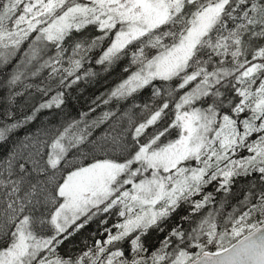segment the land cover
Listing matches in <instances>:
<instances>
[{
	"label": "snow or ice",
	"instance_id": "snow-or-ice-1",
	"mask_svg": "<svg viewBox=\"0 0 264 264\" xmlns=\"http://www.w3.org/2000/svg\"><path fill=\"white\" fill-rule=\"evenodd\" d=\"M89 26L99 35L78 38ZM25 41L28 51L6 80L9 89L23 82L28 66L51 44L55 55L29 75L50 69L49 78L60 75L63 87L82 79L78 73L97 48H103L97 64L130 57L123 68L127 77L105 104L149 86L161 97L155 81L176 82L169 98L184 91L171 109L162 98L144 121L110 126L103 143L89 141L90 129L114 112L90 122L82 113L55 135L26 136L0 157V264H264V0H0V70ZM37 90L48 96L52 88ZM20 95L9 91L0 111V146L42 110L65 104V93L56 91L17 118L12 106ZM170 111L166 126L154 127ZM173 129L176 138L169 139ZM87 144L90 152L81 147ZM241 150L249 155L234 158ZM252 176L258 184L250 183L222 220L213 208L190 231L173 227L149 254L142 238L151 229L164 231L182 203L191 210L181 219L191 222L214 204L208 185L216 182L215 191L227 197L238 179ZM113 209L123 219L104 229L105 240L75 256L58 252L94 217ZM125 240L131 258L120 247Z\"/></svg>",
	"mask_w": 264,
	"mask_h": 264
},
{
	"label": "trees",
	"instance_id": "trees-1",
	"mask_svg": "<svg viewBox=\"0 0 264 264\" xmlns=\"http://www.w3.org/2000/svg\"><path fill=\"white\" fill-rule=\"evenodd\" d=\"M37 33H33L29 38V41L35 37ZM79 37L88 36L89 38L99 35L94 26H89L83 33L76 34ZM29 41L21 46L20 50L13 57L11 63L6 66L3 70H0V111H3L7 106L8 102L6 97L9 94V91L20 92L22 95L16 97V103L12 106V110L16 113L17 118H21L25 115H30L34 107L38 106L39 103L49 99L56 91H63L65 93V104L60 108L53 107L52 109L42 110L37 118L25 125L24 128L15 133L9 141L4 145L0 146V157L6 155L11 149L12 144L17 142V140L37 132L39 134L47 133L49 136L56 134L57 129L62 130L64 126L73 120L81 119L82 113H88L87 120L90 122L92 120H98L102 117L104 112H114L110 120L101 123L98 127L91 128V136L89 141H94L97 137L107 130L108 126L111 124L112 120L119 114H122L125 110L131 108V119L129 122L125 120L122 121L123 127H128L130 122L139 123L146 119V117L141 119V113L143 105H149V110L145 115H149L151 109H154L157 105L161 103V99L170 100V109L175 103V100L183 94L184 90L174 94V98H169L167 96V91L176 86V82H162L155 81L154 87L159 88L161 91V97L153 96V86H149L145 89H142L134 93L131 97L125 100L111 99L109 103L105 104L103 101L109 99L110 92L122 82L128 75L123 71V68L127 66L128 60L130 57H125L119 63L106 66L97 64L96 60L102 54L103 48H97L90 53H88V58L85 61L83 67L79 71V75L82 76V79L76 84L71 85V87H63L58 84L60 75H54L51 79L49 78L50 69H43L37 76H31L29 73L35 69L40 63H43V60L48 59L49 56L55 55L54 47L49 44L47 49L42 53L41 59L39 61H33L31 66H28V71L26 72V78L23 79L22 83L17 84L14 88L9 89L6 85V80L9 78L10 74L15 70L16 66L20 64L21 60H24V52L28 51ZM107 42H105L106 46ZM69 48V51L65 54L64 66L67 67L68 57L71 55V48L69 44L65 45ZM249 59L251 56L249 55ZM86 70H91L95 73L92 76H85L84 73ZM72 78H69V81ZM68 81H66L67 83ZM31 85L26 90V86ZM50 86L52 91L49 92L48 96H44L40 91L37 90L38 87L43 88L45 86ZM191 87V86H190ZM222 91L224 89H221ZM229 96H234V93L228 92ZM99 98V99H98ZM238 99V98H237ZM139 106V107H138ZM197 107H207L206 104L197 103ZM95 109V111H92ZM221 111L230 110L222 109ZM144 115V116H145ZM248 115V113L242 114V118ZM173 118L171 111L169 115L165 117L162 121H159L154 127L166 126L167 122ZM148 132L152 131L150 127ZM176 130H171L169 134V139L176 138ZM128 139L131 140V135L129 134ZM163 139V137L161 138ZM143 142V141H141ZM83 150L86 152L89 151L90 145H82ZM75 151V150H74ZM100 155V153H93ZM114 155L119 156V154L114 153ZM69 157H72V153H69ZM195 166H198L197 164ZM256 182L258 184V177L252 176L248 178H240L233 185L231 194L225 197V194L222 192H216V182H213L211 185H208L205 189L206 192H213L215 195V201L212 206L209 208L203 209L201 213L194 216L191 222L184 221L181 218L185 215H188L190 212V205L187 203H182L180 208L172 214V216L164 222L162 227L164 231H159L158 229H151L147 236L143 237L145 246L149 250V254L155 251L160 247L161 242L168 236V233L171 229L177 225L182 226L185 231H190L191 227L195 226V222L199 218L213 208L218 209L221 213L219 219H223L227 213L232 212L233 208L238 206L239 201L243 199L248 186L250 183ZM258 190V189H257ZM197 196L195 199H199ZM223 203V208L220 207ZM111 216L114 214V209L109 213ZM106 214H98L94 217L84 228L80 229L78 232H75L67 241L64 242L57 250L62 256L68 255H78L82 251L87 250L89 247L95 246L96 241H102L105 237L104 229L112 221V217ZM107 220V224L102 223L101 221ZM80 223V221H77ZM75 228L73 225L69 228V231ZM175 245H173L174 247ZM183 246V245H181ZM120 247L125 251V255L131 258V246L128 240H125ZM211 247V246H210ZM195 251V249H191ZM214 250V249H213ZM171 251V248L169 249Z\"/></svg>",
	"mask_w": 264,
	"mask_h": 264
},
{
	"label": "rangeland",
	"instance_id": "rangeland-1",
	"mask_svg": "<svg viewBox=\"0 0 264 264\" xmlns=\"http://www.w3.org/2000/svg\"><path fill=\"white\" fill-rule=\"evenodd\" d=\"M131 108H129V109H127V110H125L122 114H119V115H117L113 120H112V122H111V124L108 126V128H107V130L106 131H104L102 134H100L98 137H97V139H95L94 141H96V142H98V143H103L104 141H103V137H104V134L105 133H110L111 132V127L110 126H115V127H117L118 129L119 128H123V126H122V121H126V122H129V120L131 119L130 117H131ZM147 112V110H145L144 108L142 109V113H141V119L142 118H144V117H146L147 118V115H145V113ZM145 115V116H144ZM149 116V115H148ZM242 118V117H241ZM35 133H37V132H34L33 134H35ZM39 134V133H38ZM29 135H32V134H29ZM29 135H27V136H29ZM26 137V136H25ZM25 137H23V138H21V139H19V140H17V142H15L14 144H12V146H11V148L10 149H12L15 145H17L20 141H22V140H24L25 139ZM253 139L255 138V136L254 137H252ZM144 140V138L142 137L141 138V141H143ZM163 140V139H162ZM90 145V149H89V151H87V152H90V150H91V148H92V145L91 144H89ZM85 151V150H84ZM86 152V151H85ZM116 154H119L120 155V153L119 152H116ZM78 155V154H77ZM246 155H249V153L246 151V150H241L239 153H238V156L237 157H234V158H239L240 156H246ZM71 158V157H70ZM196 165V163L195 162H193V166H195ZM130 187V186H129ZM107 215H109V217L111 216L109 213H107ZM112 217V221L113 222H111V223H109L108 225H107V227L106 228H110L113 224H115V223H118V222H121L122 221V219L123 218H120V217H118L117 215H116V212H115V209H114V214H113V216H111ZM73 226V225H72ZM112 231L113 232H115L116 231V229H112ZM105 237H104V239L103 240H105L106 239V237H107V233L105 232Z\"/></svg>",
	"mask_w": 264,
	"mask_h": 264
}]
</instances>
